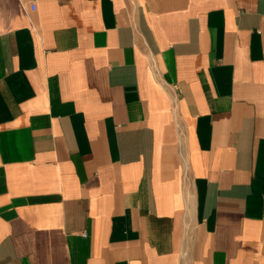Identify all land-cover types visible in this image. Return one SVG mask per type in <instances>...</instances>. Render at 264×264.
I'll return each instance as SVG.
<instances>
[{
	"label": "crops",
	"instance_id": "crops-1",
	"mask_svg": "<svg viewBox=\"0 0 264 264\" xmlns=\"http://www.w3.org/2000/svg\"><path fill=\"white\" fill-rule=\"evenodd\" d=\"M0 264H264V0H0Z\"/></svg>",
	"mask_w": 264,
	"mask_h": 264
}]
</instances>
